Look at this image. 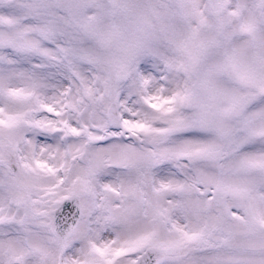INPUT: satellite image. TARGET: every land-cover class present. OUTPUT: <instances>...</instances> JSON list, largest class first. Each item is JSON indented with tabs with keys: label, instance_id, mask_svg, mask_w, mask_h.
Segmentation results:
<instances>
[{
	"label": "snow or ice",
	"instance_id": "snow-or-ice-1",
	"mask_svg": "<svg viewBox=\"0 0 264 264\" xmlns=\"http://www.w3.org/2000/svg\"><path fill=\"white\" fill-rule=\"evenodd\" d=\"M0 264H264V0H0Z\"/></svg>",
	"mask_w": 264,
	"mask_h": 264
}]
</instances>
